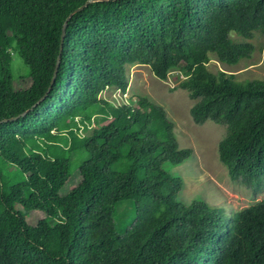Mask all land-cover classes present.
I'll list each match as a JSON object with an SVG mask.
<instances>
[{
	"label": "trees",
	"instance_id": "1",
	"mask_svg": "<svg viewBox=\"0 0 264 264\" xmlns=\"http://www.w3.org/2000/svg\"><path fill=\"white\" fill-rule=\"evenodd\" d=\"M19 1L14 10L0 0V119L44 94L69 18L48 95L0 123V264H264V198L231 215L205 200L179 202L184 181L163 166L193 149L179 147L165 109L143 95L118 106L99 97L106 87L126 90L128 65H148L160 80L178 69L195 100L192 120L226 128L217 150L228 177L258 192L264 78L239 81L207 63L209 54L226 65L251 57L264 0H96L78 12L86 0ZM10 52L28 67L27 83L14 78ZM73 169L79 181L60 195ZM127 200L134 216L118 232L115 212ZM24 210L62 224L59 249L41 240L51 224L39 220L35 238Z\"/></svg>",
	"mask_w": 264,
	"mask_h": 264
},
{
	"label": "rangeland",
	"instance_id": "2",
	"mask_svg": "<svg viewBox=\"0 0 264 264\" xmlns=\"http://www.w3.org/2000/svg\"><path fill=\"white\" fill-rule=\"evenodd\" d=\"M12 9L21 6L19 0H9ZM230 37L235 42L245 39L232 32ZM254 50L250 58L240 59L234 65L220 63L214 54H209L207 67L212 72L218 70L226 73H234L235 79L245 81L250 79L264 78V35L254 31L252 39ZM11 53V69L14 78L21 77L28 82V67L13 52ZM128 86L124 92H118L115 87L105 88L99 97L110 101L114 106L129 103L135 100L137 95H143L153 102L161 105L170 120L174 123V133L179 147H190L193 153L189 159L178 165L164 164V169L174 176H180L184 186L177 200L188 204L192 200H205L211 205L223 208L227 215L239 211L244 207L254 204L264 198V186L254 193L240 182L231 181L228 177L227 168L219 161L218 143L225 136L226 128L223 124L206 120L202 124H196L189 113V109L195 100L188 97L187 91L179 85L184 78L178 69L169 72L165 80L156 78L148 65L133 64L127 66ZM80 117H75L79 123ZM93 124L90 123V126ZM82 126L77 130L81 134ZM2 159L13 161L11 150L1 151ZM13 177L14 173L9 174ZM20 179V176H19ZM79 181L77 170H72L66 184L61 188L60 195H65L77 185ZM132 201H125L119 205L115 212V223L118 232H121L134 216ZM24 214L27 223L32 226L31 232L35 238H40V232L34 226L39 220H45L53 227L51 233L42 237V242L51 249H59L63 240L64 228L58 220L51 219L50 213L44 215L37 211H26ZM58 219V217H57ZM56 224H54V222Z\"/></svg>",
	"mask_w": 264,
	"mask_h": 264
},
{
	"label": "water",
	"instance_id": "3",
	"mask_svg": "<svg viewBox=\"0 0 264 264\" xmlns=\"http://www.w3.org/2000/svg\"><path fill=\"white\" fill-rule=\"evenodd\" d=\"M92 1H96V0H86L82 5H80L76 9H74L73 12L81 11L87 4H89ZM73 12H71L70 14H72ZM68 18H69V16L67 17V19ZM67 19L64 21V23L62 25V28H61L59 50H58V54H57V57H56L55 67H54V70H53V75L51 77L50 85L48 86V88L46 89L44 94L39 99H37L28 109H26L25 111L13 116V117L0 119V123L1 122H7V121H13V120L18 119L19 117H22V116L26 115L29 111H31L34 107H36L41 101H43L45 99V97L48 95V93H49V91L51 89V86L53 85V83L55 81L57 70H58V67H59V64H60L61 53H62V50H63V43H64V39H65V35H66Z\"/></svg>",
	"mask_w": 264,
	"mask_h": 264
},
{
	"label": "built area",
	"instance_id": "4",
	"mask_svg": "<svg viewBox=\"0 0 264 264\" xmlns=\"http://www.w3.org/2000/svg\"><path fill=\"white\" fill-rule=\"evenodd\" d=\"M108 87H106V89H107ZM118 92H124V91H121L119 88H117L116 89Z\"/></svg>",
	"mask_w": 264,
	"mask_h": 264
}]
</instances>
